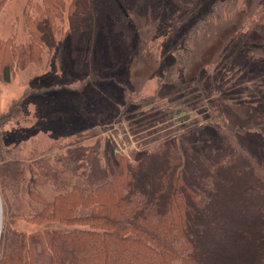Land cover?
Returning <instances> with one entry per match:
<instances>
[{
    "label": "trees",
    "instance_id": "16d2710c",
    "mask_svg": "<svg viewBox=\"0 0 264 264\" xmlns=\"http://www.w3.org/2000/svg\"><path fill=\"white\" fill-rule=\"evenodd\" d=\"M201 2L28 0L29 42L0 38V81L42 67L64 33L74 46L85 31L108 38L111 30L121 50L132 49L135 22L177 30ZM253 23L264 26V4ZM11 107L0 114V264H264V153L249 154L222 132L216 148L183 137L136 162L107 145L99 174L52 153L25 159L23 149L9 148L3 128L20 102ZM13 220L43 228L25 232Z\"/></svg>",
    "mask_w": 264,
    "mask_h": 264
},
{
    "label": "rangeland",
    "instance_id": "374dc122",
    "mask_svg": "<svg viewBox=\"0 0 264 264\" xmlns=\"http://www.w3.org/2000/svg\"><path fill=\"white\" fill-rule=\"evenodd\" d=\"M27 2L5 1L0 38L29 42ZM263 4L202 0L173 31L163 21L135 22L127 50L111 30L108 38L85 31L74 46L62 34L42 67L31 64L14 70L10 83L0 81V114L20 102V113L3 128L5 144L23 149L25 159L32 151L52 153L60 162L98 167L99 174L107 145L136 162L143 152L183 137L216 148L219 132L262 157L264 26L256 31L253 21ZM10 224L25 232L43 228L23 220Z\"/></svg>",
    "mask_w": 264,
    "mask_h": 264
},
{
    "label": "water",
    "instance_id": "95a60500",
    "mask_svg": "<svg viewBox=\"0 0 264 264\" xmlns=\"http://www.w3.org/2000/svg\"><path fill=\"white\" fill-rule=\"evenodd\" d=\"M2 202H1V198H0V237H1V232H2V224H3V219H2Z\"/></svg>",
    "mask_w": 264,
    "mask_h": 264
}]
</instances>
